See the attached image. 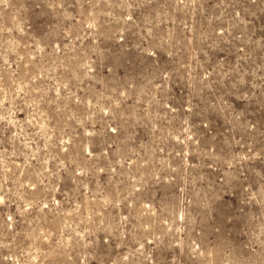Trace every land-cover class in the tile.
I'll return each mask as SVG.
<instances>
[{
    "label": "rangeland",
    "instance_id": "1",
    "mask_svg": "<svg viewBox=\"0 0 264 264\" xmlns=\"http://www.w3.org/2000/svg\"><path fill=\"white\" fill-rule=\"evenodd\" d=\"M0 264H264V0H0Z\"/></svg>",
    "mask_w": 264,
    "mask_h": 264
}]
</instances>
